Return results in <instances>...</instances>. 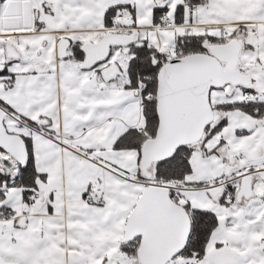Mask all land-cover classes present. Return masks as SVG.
I'll return each mask as SVG.
<instances>
[{"label":"snow or ice","instance_id":"snow-or-ice-1","mask_svg":"<svg viewBox=\"0 0 264 264\" xmlns=\"http://www.w3.org/2000/svg\"><path fill=\"white\" fill-rule=\"evenodd\" d=\"M0 264H264V0H0Z\"/></svg>","mask_w":264,"mask_h":264}]
</instances>
